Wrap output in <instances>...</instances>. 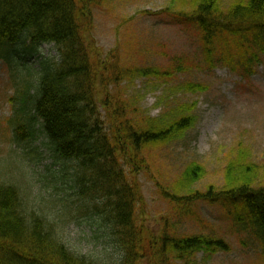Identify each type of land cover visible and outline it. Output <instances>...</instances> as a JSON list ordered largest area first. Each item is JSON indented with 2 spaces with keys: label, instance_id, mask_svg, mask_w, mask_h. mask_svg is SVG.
Masks as SVG:
<instances>
[{
  "label": "trees",
  "instance_id": "obj_1",
  "mask_svg": "<svg viewBox=\"0 0 264 264\" xmlns=\"http://www.w3.org/2000/svg\"><path fill=\"white\" fill-rule=\"evenodd\" d=\"M107 1L0 0V62L16 67L12 78L24 83L10 99L13 141L37 151L33 144L44 137L53 159L63 166L62 179H68L69 189L77 202H84L88 215L108 230L119 257L106 262V256L72 251L61 236L59 222L36 208L20 188L0 182V264H190L200 252L230 251L224 240L177 236L168 230L155 234L144 224L146 201L137 176L150 170L146 151L185 134L195 123V105L173 107L156 119L142 111L132 113L119 94L101 99L97 82L104 78L118 84L137 75L173 78L176 72L186 71L124 68L116 50L109 59L103 58L92 39L91 23L92 9ZM179 1L188 11L153 15L170 13L176 21L197 27L210 67H215L216 41H221V61L232 71L260 60L264 0H233L228 7L223 0ZM45 45L52 46L56 57L42 53ZM35 57L38 67H28L25 74L26 60ZM20 58L26 61L23 66ZM184 88L190 92L205 89L192 83ZM260 170L243 150L226 166L222 188L190 189L205 175L202 165L191 164L175 184L162 187L161 194L182 213L201 202L228 208L264 247ZM184 188L187 192H182Z\"/></svg>",
  "mask_w": 264,
  "mask_h": 264
},
{
  "label": "rangeland",
  "instance_id": "obj_2",
  "mask_svg": "<svg viewBox=\"0 0 264 264\" xmlns=\"http://www.w3.org/2000/svg\"><path fill=\"white\" fill-rule=\"evenodd\" d=\"M231 2L223 0V5L228 7ZM183 8L179 0H108L93 8L91 36L103 58L109 59L116 50L124 68L186 69L173 78L137 75L118 84L104 78L98 80L97 90L101 99L119 94L132 113L142 111L156 119L173 107L195 105V123L185 134L146 151L150 170L137 176L146 201L144 224L155 234L168 230L177 236L203 235L230 246L229 252H200L190 264H264L263 245L228 208L201 202L182 213L161 194L162 187L175 184L191 164L202 165L205 175L190 189L222 188L226 166L243 150L247 160L261 168L257 181L264 184V54L258 62L232 71L221 61L222 45L216 41L212 51L215 67H210L197 27L176 21L170 13L153 15L165 10L188 11ZM42 53L56 57L49 45L42 47ZM26 61L25 74L28 67L36 70V57ZM26 61L20 58V66ZM16 73V67L0 62V182L20 188L36 208L59 222L61 236L72 251L106 256V262L118 259L120 251L110 242L108 230L88 215L82 200L77 202L68 179H62V164L53 159L44 137L33 144L37 151L13 141L10 99L24 84L13 80ZM18 76L22 78V74ZM188 83L205 89L187 91L184 86Z\"/></svg>",
  "mask_w": 264,
  "mask_h": 264
}]
</instances>
